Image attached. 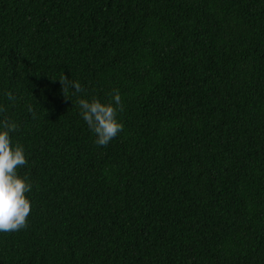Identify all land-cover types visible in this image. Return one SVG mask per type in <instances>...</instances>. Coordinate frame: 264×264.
<instances>
[{"label": "trees", "instance_id": "16d2710c", "mask_svg": "<svg viewBox=\"0 0 264 264\" xmlns=\"http://www.w3.org/2000/svg\"><path fill=\"white\" fill-rule=\"evenodd\" d=\"M115 90L99 146L77 101ZM0 107L31 184L0 264H264V0H0Z\"/></svg>", "mask_w": 264, "mask_h": 264}, {"label": "clouds", "instance_id": "9594fccd", "mask_svg": "<svg viewBox=\"0 0 264 264\" xmlns=\"http://www.w3.org/2000/svg\"><path fill=\"white\" fill-rule=\"evenodd\" d=\"M62 93L67 98L69 89L73 94L82 92L78 81L70 80L64 74L59 78ZM9 100L14 97L6 93ZM111 102L104 103L93 96L91 99L80 98V115L95 135V143L106 146L123 130L122 123L117 119L122 101L118 90L111 94ZM6 109L0 107V113ZM31 112L32 109L29 108ZM15 122L5 118L0 120V232L19 231L27 227V217L31 205L25 193L31 190L26 177L18 174V169L27 165L24 148L20 144L12 145L10 133L16 131Z\"/></svg>", "mask_w": 264, "mask_h": 264}]
</instances>
